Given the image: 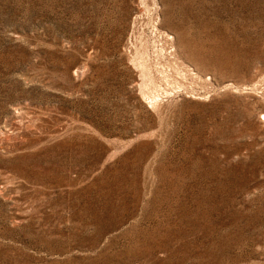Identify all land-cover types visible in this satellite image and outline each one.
Segmentation results:
<instances>
[{"label":"rangeland","instance_id":"374dc122","mask_svg":"<svg viewBox=\"0 0 264 264\" xmlns=\"http://www.w3.org/2000/svg\"><path fill=\"white\" fill-rule=\"evenodd\" d=\"M264 0H0V264H264Z\"/></svg>","mask_w":264,"mask_h":264},{"label":"bare ground","instance_id":"6f19581e","mask_svg":"<svg viewBox=\"0 0 264 264\" xmlns=\"http://www.w3.org/2000/svg\"><path fill=\"white\" fill-rule=\"evenodd\" d=\"M263 119H264V114H263Z\"/></svg>","mask_w":264,"mask_h":264}]
</instances>
